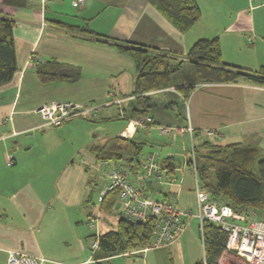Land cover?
I'll return each instance as SVG.
<instances>
[{
  "label": "crops",
  "instance_id": "crops-1",
  "mask_svg": "<svg viewBox=\"0 0 264 264\" xmlns=\"http://www.w3.org/2000/svg\"><path fill=\"white\" fill-rule=\"evenodd\" d=\"M195 2L201 10L200 18L186 31L180 32L149 0H84L79 7L73 6V0H0V14L14 22L12 32L16 57L13 78L0 85V264H7L9 251L36 256L41 259L40 264H111L116 256L147 252L138 250L97 258L88 236L85 239L86 233L75 226L78 220L74 224L67 221L66 217L69 215L70 220L72 214L66 207L82 202L86 209L92 200V187L88 180L90 166L99 171V166L108 168L115 165L112 161H98L89 148L93 144H104L108 138L98 143L97 137L86 148L81 147L83 161L64 165L55 177L54 167L49 166H43L46 172L44 176L40 175V163L29 154L32 146L22 144V139L28 143L26 138H30L33 131L48 127L42 125V118L36 112L45 102L61 100L113 108L111 105L119 107L115 99H122L121 106L125 108L133 99L130 95L135 78L132 58L110 44L61 28L56 21L70 27L85 26L112 40L153 46L177 55H184L197 39L217 37L223 62L250 70L264 66V0ZM47 60L78 68V79L72 83L55 81L41 84L36 77L35 65ZM172 89L169 90L171 94L163 96L159 103L164 108H174L175 114L151 116L152 123L175 125H159L157 128L158 131L160 126L174 128L166 135L170 138L169 143L175 141L181 134L179 129L189 121L194 133L198 132L194 136L197 142L205 139L219 144L242 142L264 150V85L243 79L233 83H200L185 102ZM180 101L187 105L186 108ZM168 102L171 104L166 105ZM91 109L92 112L84 115L93 116L95 110ZM145 126L135 127L132 136L138 128ZM208 130L214 131V137L206 133ZM148 156H153V153L142 152L141 161L133 169L120 165L129 181L143 193L152 198L163 194L161 201L175 204L178 194L193 190V186L188 184L182 187V178L176 174L183 173L187 166L184 153L181 166L171 156L157 160L163 167L160 182L139 178L143 171L142 160ZM56 199L60 200L57 207ZM115 204L118 209L114 213L118 220V199ZM87 213L88 216L93 215L89 207ZM93 230L94 233L89 235L92 241L103 233L98 227ZM179 239L159 248H169V253L177 248L180 250ZM218 264L228 262L221 255Z\"/></svg>",
  "mask_w": 264,
  "mask_h": 264
},
{
  "label": "trees",
  "instance_id": "trees-1",
  "mask_svg": "<svg viewBox=\"0 0 264 264\" xmlns=\"http://www.w3.org/2000/svg\"><path fill=\"white\" fill-rule=\"evenodd\" d=\"M149 3L180 32L194 25L201 15L195 0H149ZM55 23L61 28L78 31L90 40L110 44L118 52L132 58L135 78L130 95L133 99L129 107L120 110V115L128 121L144 116L152 121L147 115L149 108L157 100L161 101L163 96L171 94V87L185 101L200 83H233L243 79L264 85V66L250 70L223 62L217 37L197 39L184 55H177L153 46L112 40L85 26L70 27L61 22ZM13 25L11 18L0 14V85L10 81L16 71ZM35 73L43 84L55 81L72 83L80 75L78 68L55 60L36 64ZM169 104L171 102L166 105ZM151 123L143 122V125ZM197 134L195 132L194 136ZM142 145L133 137L117 135L109 137L102 145L93 144L89 148L100 162L114 161L112 167L116 169H123L120 165L133 169L141 161ZM194 151L198 177L212 199L230 205L245 217L250 216L251 210L264 211L262 148L242 142L219 144L205 139L194 143ZM121 160L124 162L120 163ZM116 201V190L109 191L100 202V210H111ZM153 226L151 217L136 223L120 217L114 230L96 237L93 235L98 241L94 249L95 257L106 258L141 250L147 245ZM199 236L203 257L195 264H218L225 248V233L214 223L203 221Z\"/></svg>",
  "mask_w": 264,
  "mask_h": 264
},
{
  "label": "rangeland",
  "instance_id": "rangeland-1",
  "mask_svg": "<svg viewBox=\"0 0 264 264\" xmlns=\"http://www.w3.org/2000/svg\"><path fill=\"white\" fill-rule=\"evenodd\" d=\"M173 90L174 88L172 91ZM117 100L119 101V107L117 105H111L113 108H106V106L100 104L94 105L91 103H79L82 108V114L79 116H75L59 126H48L44 128V130L40 129L33 131L30 138H26L28 143L22 139V144H30L32 146L29 154H32L37 159L38 164L40 163V175L44 176V173L46 172V168H43V166L54 167L53 170H55V174L53 176L55 177L64 165L67 166L72 165L73 163L82 162L83 156L80 148H86V146L97 137L98 143L109 137H114L120 134L122 136L133 137V131L135 127H138L139 125L123 119L120 117L121 115H118L120 110H122V99H115V102ZM159 102L160 99L156 101V104L153 107L149 108L147 112L148 116L151 117L153 114H156L162 117H167L175 114L174 108H164L161 106L163 104H160ZM184 102L180 101V104L185 105ZM186 106L187 105H185V108ZM91 108H94L95 114L93 116L84 115L92 112ZM145 117L146 116L142 118L144 119ZM127 122L128 125L126 126ZM159 125H171L175 127L174 124L170 123H151L150 126L138 128L133 139L143 141V153H153V157L156 160H161L162 158L171 156L175 162L181 166L183 153L190 149L191 144H193L194 149V143L197 142L194 138V129L192 132V139H190L188 133H183L185 134L183 136L181 133L177 135L174 142L169 143L170 138L166 136L169 134H160L157 129ZM123 129L124 131H122ZM83 153L88 154L87 151H83ZM44 161L47 164H45ZM119 162L122 163L124 161L121 160ZM112 163H114V161ZM91 166L88 169V174L90 176L88 180H90L89 184L92 187V200L89 201V205L87 204L86 209L89 207V209L93 211V215L88 216V213L86 215V209L83 203L79 202L76 205L66 207L71 209L72 214L70 220L69 215L66 218L68 223L72 224L78 220L76 221L77 224L75 226H77L78 230L82 233H86L85 239L88 236V241L92 243V237L89 238V235L94 233V227H98L101 232H106L109 229L114 230L116 228L117 216L114 212H117L118 206L115 204L109 212L99 209L100 202L97 201L98 190L100 187L104 186V174L107 167H104V165H102V167L99 166L100 170L97 171L93 166ZM109 167H111V165ZM47 173L49 174L48 169ZM176 174L178 177L181 176L182 178L180 183L182 187L186 184L190 185V187L194 185L193 175L189 171V167L186 166L183 173L177 172ZM185 192L183 191L177 195L179 197L176 198L177 201L175 204L179 209L184 210L191 208L192 211L195 212V196L193 190L189 189L185 190ZM162 196L163 194H158L156 196L154 195V198L161 200ZM54 202L57 207L60 200L56 199ZM61 206H64V204ZM251 212L255 213L254 218L264 221V211L258 210L255 212L254 210H251ZM250 216H252L251 213ZM90 220H92L91 224ZM112 221L113 225H111ZM92 223L95 224L94 227L91 226ZM198 224L199 222L196 218H187V225L184 229V234L182 233V237L180 236V239L178 240L181 242L180 250L177 248L176 251L172 250V252L169 253V248H151L148 249L147 252H144V254L141 253L131 256L126 255L127 257L116 256L111 260V264H194L196 261L202 259L203 253L202 243L198 236ZM96 232H98V230ZM225 262H228V264L241 263L236 257H232V259H225ZM104 264L108 263L105 262Z\"/></svg>",
  "mask_w": 264,
  "mask_h": 264
},
{
  "label": "built area",
  "instance_id": "built-area-1",
  "mask_svg": "<svg viewBox=\"0 0 264 264\" xmlns=\"http://www.w3.org/2000/svg\"><path fill=\"white\" fill-rule=\"evenodd\" d=\"M83 2L84 0H73L72 4L74 7H79ZM197 87L198 85L195 86ZM116 103L119 104V101L117 100ZM36 112L42 118L43 126H59L82 114V108L79 103L52 100L41 104ZM130 122L141 126L143 122H151V119L138 118ZM173 131L174 128L171 126L159 127L162 135ZM179 132L188 133L192 139L193 128L190 122L187 121ZM206 133L214 136L212 130ZM142 162L143 171L139 174V178L160 182L163 170L161 164L153 156H148ZM184 163L189 167L194 179L195 212L191 208L182 210L173 203L152 198L129 181L124 169H116L112 166L105 171V183L99 189L97 201L102 202L109 191L116 190L120 204L119 215L122 219L136 223L145 221L149 217L153 218L154 226L148 243L141 249L142 251L171 245L183 233L187 218H196L200 233L203 221L214 223L225 233V248L221 254L224 261L236 257L240 264H264V221L254 218V212L250 211L252 216L245 217L230 205L210 197L198 177L193 144L184 153ZM97 245V239H93L91 248L95 249ZM40 261V258L20 251H9L6 259L7 264H40Z\"/></svg>",
  "mask_w": 264,
  "mask_h": 264
}]
</instances>
